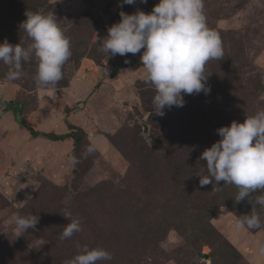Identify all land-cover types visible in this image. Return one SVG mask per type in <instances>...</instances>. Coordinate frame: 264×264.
<instances>
[{"label":"rangeland","instance_id":"rangeland-1","mask_svg":"<svg viewBox=\"0 0 264 264\" xmlns=\"http://www.w3.org/2000/svg\"><path fill=\"white\" fill-rule=\"evenodd\" d=\"M120 3L0 0V43L27 47L26 12H54L72 53L63 78L47 87L35 81V57L18 80L6 78L0 61V264H65L78 245L109 251L112 260L100 264H264L257 253L264 208L248 198L236 203L234 185L199 183L207 175L200 156L221 139L217 129L264 110V0H204L224 56L205 67L208 94H186L183 107L165 108L163 116L155 114L143 65H127L141 62L143 49L113 57L99 44L121 11L149 13L159 0ZM15 101L35 130L68 132L67 118L86 137L79 144L32 137L16 120ZM66 210L81 231L62 240ZM253 213L262 220L258 229L234 228ZM17 214L37 215L36 229L17 237Z\"/></svg>","mask_w":264,"mask_h":264},{"label":"clouds","instance_id":"clouds-1","mask_svg":"<svg viewBox=\"0 0 264 264\" xmlns=\"http://www.w3.org/2000/svg\"><path fill=\"white\" fill-rule=\"evenodd\" d=\"M137 0H121L123 5H133ZM147 3V0H139ZM121 19L108 29L100 51L108 56L137 54L146 71V83L154 86L152 105L155 114L163 116L164 109L184 106V95L208 94L205 67L210 60L224 56L219 34L208 27L204 13V0H159L151 12L137 10L133 14L123 11ZM20 25L31 41L27 47L13 45L7 40L0 43V61L8 66V80L22 76V65L33 57L37 62L35 81L40 87L56 85L63 78V66L71 57L70 39L57 22L54 12H26ZM129 61H125L128 63ZM220 140L206 148L200 159L206 161L207 175L200 176V185L213 183L234 185L238 188L235 202L245 198L264 208V110L247 116L243 123L233 121L230 126L217 129ZM95 143L86 152L95 151ZM77 161L73 159V163ZM220 186H216L217 191ZM259 192L260 194H256ZM70 222L64 227L61 239H69L81 231V221L70 211L64 215ZM17 237L28 229H36L37 215H13ZM262 224L259 214L245 215L234 222V228L258 229ZM42 244V243H41ZM79 253L65 264H100L112 260L103 248L89 249L79 246ZM264 256V243L257 248Z\"/></svg>","mask_w":264,"mask_h":264},{"label":"trees","instance_id":"trees-1","mask_svg":"<svg viewBox=\"0 0 264 264\" xmlns=\"http://www.w3.org/2000/svg\"><path fill=\"white\" fill-rule=\"evenodd\" d=\"M142 65L140 61H132L128 63L127 65ZM119 67L113 70L111 73V76H114L118 73ZM13 102V101H12ZM17 104V108L14 110L16 120L22 124V126L25 127V129L30 133L32 137H41L45 138L47 140L51 141H63L66 139H72L74 144H79L85 137H86V132L80 127L72 122H70L67 118L64 119L66 126L68 128V132L65 133H54V132H44V131H39L35 130L32 128L30 125H28L24 120H21V117L19 115V102L15 101ZM67 112L70 111V109L66 110Z\"/></svg>","mask_w":264,"mask_h":264},{"label":"water","instance_id":"water-1","mask_svg":"<svg viewBox=\"0 0 264 264\" xmlns=\"http://www.w3.org/2000/svg\"><path fill=\"white\" fill-rule=\"evenodd\" d=\"M144 132H146V129L144 130Z\"/></svg>","mask_w":264,"mask_h":264}]
</instances>
